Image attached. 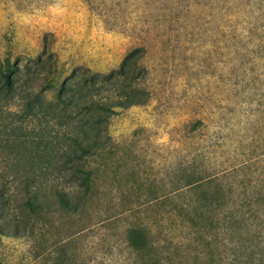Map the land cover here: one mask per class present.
<instances>
[{
  "label": "rangeland",
  "instance_id": "1",
  "mask_svg": "<svg viewBox=\"0 0 264 264\" xmlns=\"http://www.w3.org/2000/svg\"><path fill=\"white\" fill-rule=\"evenodd\" d=\"M137 47L150 99L116 110L89 158L91 193L77 211L7 214L0 264H264V0H0V66L50 52L56 86L78 67L118 69ZM216 178L239 204L228 210L259 217L174 252L167 196L213 180L206 196Z\"/></svg>",
  "mask_w": 264,
  "mask_h": 264
},
{
  "label": "trees",
  "instance_id": "2",
  "mask_svg": "<svg viewBox=\"0 0 264 264\" xmlns=\"http://www.w3.org/2000/svg\"><path fill=\"white\" fill-rule=\"evenodd\" d=\"M144 55V48H134L118 69L108 73L78 67L59 86L55 85V69L47 68L48 61H55L50 52L33 59L26 69L0 66V233L7 214L58 205L78 210L74 201L82 203L92 189L89 158L110 143L109 126L116 110L150 99L149 91L139 83L147 75L140 66ZM35 77L42 79L39 88L37 82H29ZM211 181L189 182L167 196L170 212L175 213L171 218L180 219L177 228L170 230V235L182 237L173 241L174 252L181 251V245L195 235L207 245L215 244L220 221L243 225L259 217L258 211L251 214L253 209L242 217L228 210V205L239 204L221 193L226 190L219 178L214 191L196 195ZM154 201L158 204L162 198ZM241 204L251 205L248 198ZM132 245L143 248L135 242ZM170 262L175 263V258Z\"/></svg>",
  "mask_w": 264,
  "mask_h": 264
}]
</instances>
